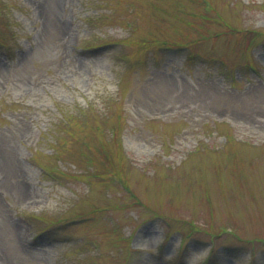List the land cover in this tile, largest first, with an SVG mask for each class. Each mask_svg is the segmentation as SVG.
<instances>
[{
    "label": "rangeland",
    "instance_id": "rangeland-1",
    "mask_svg": "<svg viewBox=\"0 0 264 264\" xmlns=\"http://www.w3.org/2000/svg\"><path fill=\"white\" fill-rule=\"evenodd\" d=\"M0 264H264V0H0Z\"/></svg>",
    "mask_w": 264,
    "mask_h": 264
},
{
    "label": "trees",
    "instance_id": "trees-1",
    "mask_svg": "<svg viewBox=\"0 0 264 264\" xmlns=\"http://www.w3.org/2000/svg\"><path fill=\"white\" fill-rule=\"evenodd\" d=\"M60 112L62 114V118L60 119L59 122H62L63 124H65V121L68 122V120L70 119L69 116H64L65 113H63V109H60ZM86 122H83V124H85Z\"/></svg>",
    "mask_w": 264,
    "mask_h": 264
},
{
    "label": "bare ground",
    "instance_id": "bare-ground-1",
    "mask_svg": "<svg viewBox=\"0 0 264 264\" xmlns=\"http://www.w3.org/2000/svg\"><path fill=\"white\" fill-rule=\"evenodd\" d=\"M57 0H55V2H56Z\"/></svg>",
    "mask_w": 264,
    "mask_h": 264
}]
</instances>
